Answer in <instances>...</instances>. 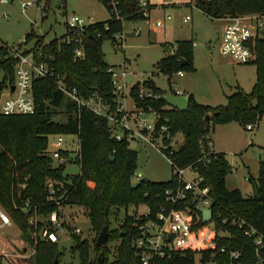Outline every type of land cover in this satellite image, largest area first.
I'll list each match as a JSON object with an SVG mask.
<instances>
[{"label":"trees","instance_id":"trees-1","mask_svg":"<svg viewBox=\"0 0 264 264\" xmlns=\"http://www.w3.org/2000/svg\"><path fill=\"white\" fill-rule=\"evenodd\" d=\"M103 2L111 12L109 19L73 31L70 42L64 40L66 33L48 42L44 40V35L35 34L38 37L36 46L42 45L44 53L53 57L50 63L67 87H76L84 98L95 94L101 98L103 105L114 110L117 94L113 92L112 74L108 70L111 65L104 58L102 42L108 38L115 40L114 34L123 29V17L145 19V15L140 0H118L120 16L115 14L109 0ZM197 5L212 18L264 13V0H197ZM30 35L32 33H28L25 41ZM78 41L83 43L84 55L75 58L74 49ZM193 45V39H180L173 49L167 51L166 48V54L157 62L159 70L168 75L179 70H195ZM255 51L256 80L251 90L246 91L237 85L227 95L226 104L202 103L190 93L186 109L174 107L162 97L167 90L158 87L152 78L131 88L136 106L144 112L153 110L156 113L157 131L161 124L167 126L163 133L165 142H169L177 132L183 133V141L176 148L171 145L164 148V153L170 157L173 170L175 165L187 166L194 162L198 165L199 172L204 176L203 184L210 186L216 227H224L230 233L222 236L215 247L173 250L170 257L161 259L162 264H195L196 254H199L202 264H264V243L262 247L258 246L254 235L245 233L246 225L232 223L233 219H244L264 235V158L260 160L255 193L245 195L240 188L227 186L226 175L232 165L226 153L210 151L207 145L211 139L209 133L217 123L236 120L246 128L248 123H256L264 116V31L255 40ZM181 58L186 60L185 64L181 63ZM17 61L9 45L1 43L3 79L0 80V96L16 80ZM143 88L160 96L142 98L140 91ZM33 94V113L0 112V207L20 227L33 249L32 264H57L64 255L59 241L43 238L38 229L29 223L33 210L26 212L22 208L27 199L39 203V213L49 214L60 207L45 201L43 181L46 174L59 178L67 176L63 185L69 195L63 204L79 206L91 222L93 237L82 232L71 235V251L78 253V264H95L101 250L105 255L103 264H142L135 240L140 234L139 224L147 217L137 212L129 213V207L134 205L137 208L144 203L153 217L165 203L164 190L177 184L175 175L166 181L136 178L139 183L132 186L137 170V151L129 145L131 136L128 131H123L121 125L110 123L106 116L85 105L79 107L47 78L33 81ZM207 114L211 115L210 120ZM121 130L124 135L118 140L114 132ZM56 133L78 134L79 173L64 174L66 164L52 166L53 158L44 153L49 142L48 135ZM185 205H192V197L179 202L176 207ZM120 208L126 210L122 219H119ZM222 217L228 220L223 222ZM64 223L70 230L73 228L74 223ZM44 225L45 220L39 219L38 228L42 229ZM104 225L109 226V235L107 243L102 245L96 242V238ZM114 241L118 242L111 247L110 243ZM223 245L226 247L224 251L221 250ZM234 250L239 252L237 257L232 256ZM0 264H3L1 258Z\"/></svg>","mask_w":264,"mask_h":264},{"label":"rangeland","instance_id":"rangeland-1","mask_svg":"<svg viewBox=\"0 0 264 264\" xmlns=\"http://www.w3.org/2000/svg\"><path fill=\"white\" fill-rule=\"evenodd\" d=\"M24 2L30 3L24 8ZM149 2L152 9L149 23L143 18L123 17V29L115 33L116 40L108 38L102 42L105 60L115 66H126L127 87L125 92L118 94L116 98L117 105L124 108L119 112V118L128 113L129 123L132 127L138 128L139 115L147 113V117L141 122L155 125L156 113L153 110L144 112L142 108L136 106L131 96L132 86L138 82L142 83L147 78L154 79L156 85L163 90L178 86L180 90L192 93L199 102L212 105L226 104L227 95L232 93L237 85L242 86L246 91L251 90L256 80L254 62L232 63L217 47L212 49L208 46V42H214L223 29V19H213L208 16L197 5V0H149ZM72 13L82 16L86 23L104 21L111 17V12L103 0H40L38 3L36 0H0V44L21 45L23 49L33 48L38 39L35 34L44 35L46 42L61 37L67 32V15ZM168 13L171 17L165 18L164 26L154 24L155 20L166 17ZM187 14L191 19L185 21L184 17ZM137 29L139 32H136ZM28 33L32 35L25 41ZM180 39H193L195 42L193 62L196 68L193 71L184 70L182 74L177 72L171 75L164 74L159 70L157 62L166 54V48L167 51L173 49L175 42ZM2 79L3 71L0 69V80ZM7 94V89L1 92L0 105ZM112 111L116 113L117 109ZM62 135L65 144L71 150L78 147V134L62 133ZM209 136L213 140V149L225 152L232 165V169L226 175L227 186L240 188L245 195L254 194L260 160L264 158V116L253 130L245 128L236 120L217 123ZM48 138L49 142L44 153L49 156V151L54 147L52 141L56 138V134H49ZM183 138V133L179 131L169 142H164L176 148ZM128 140L130 147L137 151V170L133 181L138 174L153 181H166L172 178L174 170L167 155L160 148L163 146L161 138H156L152 142L134 136L129 137ZM51 164L59 165L53 159ZM79 171V162H68L64 168V174L74 175ZM65 178L46 174L43 181L44 196L49 194L50 182L63 183ZM146 208L144 203H140L137 208L130 205L128 211L140 214ZM58 209L65 219L82 228L83 235L94 236L91 222L79 206L63 204ZM125 213V208H120L119 219H122ZM33 214L38 220L48 219V214L38 211ZM117 242H111L110 246H114ZM72 244L71 237H62L59 246L64 251V255L57 264H78L79 256L77 252L71 251ZM33 255V249L25 240L20 227L12 219L10 224L0 225V258L3 264H32ZM195 264H202L199 254H196Z\"/></svg>","mask_w":264,"mask_h":264},{"label":"built area","instance_id":"built-area-1","mask_svg":"<svg viewBox=\"0 0 264 264\" xmlns=\"http://www.w3.org/2000/svg\"><path fill=\"white\" fill-rule=\"evenodd\" d=\"M8 1V0H3ZM36 2H40L36 0ZM28 3L24 2L25 8ZM113 11L117 16L119 15L118 0H109ZM140 5L145 15L146 21L149 23L152 9L149 0H140ZM151 9V10H150ZM152 17V16H151ZM168 13L166 17L154 21L156 26H164L165 18H170ZM224 20L222 33L217 41H211L208 46L212 49L218 48L222 55L230 58L236 63H250L256 59L255 40L264 31V13L252 12L245 14L227 15L219 17ZM191 19L187 14L184 17L185 21ZM94 22L86 23L85 19L77 13L67 15V37L64 40L70 42L73 37L70 33L84 29L87 25ZM139 32V29L136 30ZM116 38V34H114ZM116 40V39H115ZM78 46L74 49V57H82L84 55L83 43L78 41ZM118 44V43H117ZM12 53L18 58L15 66L16 80L8 88V94L0 105V112L4 113H33L35 111V99L33 94V81L36 78L44 77L53 82L56 86L63 90L77 105H85L97 114L106 116L110 123H117L122 126V130H126L129 136H139L142 139L154 141L156 138H161L163 146L160 147L164 152V148H168L170 144L164 142V132L167 130L165 124H161L157 131L156 123L154 126L146 125L144 120L139 115L140 121L138 128H134L129 123L128 113L119 118V112L124 108L117 105V111L114 113L110 110V106L103 105L101 98L97 95H92L89 98L82 97L76 87H67L66 83L59 73L56 72L50 60L52 56L44 53L43 46L38 45L33 48H21V45L10 46ZM108 70L112 74V81L114 85L113 92L115 94H122L125 92L127 84L125 76L127 71L124 66H110ZM183 70L177 72L181 73ZM14 86V90H12ZM177 94H183L182 90L174 88ZM141 97L146 96H160L159 93H152L146 89L140 91ZM163 95V94H162ZM263 118V117H262ZM158 120V118H157ZM157 122V121H156ZM260 120L256 123H248L246 128L253 130L259 125ZM146 126H142V125ZM123 131H115V136L118 140L123 137ZM79 138V136H78ZM53 148L49 151V155L57 162V164H66L68 162H79L81 169L80 157V139L79 145L75 150H71L65 144V138L62 133H56V138L52 141ZM210 151H213V141H208ZM168 157V155H167ZM168 159L171 161L170 157ZM190 172V173H189ZM174 179L177 184L168 187L164 190L165 203L161 205L156 211L155 215L150 216V211L146 208L141 211L139 215L147 217L143 223L139 224L140 234L136 237L135 245L137 252L141 256L142 264H162L161 259L170 257L173 250L181 249H203L215 247L222 236L230 233L224 228L216 227V222L213 219L210 222L203 221L202 207H211L213 199L210 195V186L203 184L204 176L199 172L198 165L194 162L187 166H174ZM142 177L138 174L137 178ZM69 192L64 188L63 183L50 182L49 194L45 196V201L53 202L59 206L68 198ZM192 197V205H185L184 207H176L179 202ZM26 212L33 210L37 212L39 203L33 202L31 199L24 201L22 207ZM1 224H10V216L0 207ZM29 223L38 229V233L46 239L52 241H60L63 236L71 237L72 233L82 232L79 225L72 224L71 220L65 219L60 213L59 209L53 210L48 214V219L42 229L38 228V219L31 214ZM227 217H222V221L226 222ZM72 224L73 228L70 230L64 223ZM233 224L238 223L240 226L246 225L245 233L254 235V242L262 247L264 235L256 230V228L244 219H233ZM221 250H226L225 245ZM239 252L232 251V256L237 257Z\"/></svg>","mask_w":264,"mask_h":264},{"label":"water","instance_id":"water-1","mask_svg":"<svg viewBox=\"0 0 264 264\" xmlns=\"http://www.w3.org/2000/svg\"><path fill=\"white\" fill-rule=\"evenodd\" d=\"M181 63L185 64L186 60L184 58H181ZM12 90H14V86H12ZM162 97L172 106L180 108V109H186L188 104V95L187 94H177L174 91L168 90L166 91ZM141 116L143 118L147 117V113H141ZM207 119L210 120L211 115L207 114ZM113 157V156H111ZM139 183V180H135L132 182V186H136ZM203 212V221L204 222H210L212 220V214L213 209L211 207H202L201 208ZM109 235V226L104 225L100 233L97 235L96 242L98 244L105 245L107 243ZM104 251L101 250V252L98 255V260L95 264H103L104 263ZM56 263V262H55Z\"/></svg>","mask_w":264,"mask_h":264},{"label":"crops","instance_id":"crops-1","mask_svg":"<svg viewBox=\"0 0 264 264\" xmlns=\"http://www.w3.org/2000/svg\"><path fill=\"white\" fill-rule=\"evenodd\" d=\"M213 19H215V18H213ZM217 19H220V18H217ZM221 27H222V25H221ZM221 33H222V29H221V31L219 32V34H218V37H217V39L215 40V41H217L218 39H219V37H220V35H221ZM51 40V39H50ZM50 40H47V41H50ZM195 43V42H194ZM209 43V42H208ZM226 57V56H225ZM229 61H231L232 63H234V61L233 60H231L230 58H228V57H226ZM111 66H115V64H111V63H109ZM124 67H125V69H126V66L125 65H123ZM196 68V67H195ZM184 71H182L181 73H179V72H177V74H182ZM175 88H178V86H176ZM174 88H170V90H173ZM179 89V88H178ZM168 91V90H167ZM182 92H183V94H187V95H189L190 93L188 92V91H183L182 90ZM207 104H210V103H207ZM212 105V104H211ZM213 141V140H212ZM213 147H214V145H213ZM229 187V186H228ZM230 188V187H229ZM2 223V220H1V218H0V225H4V224H1Z\"/></svg>","mask_w":264,"mask_h":264}]
</instances>
